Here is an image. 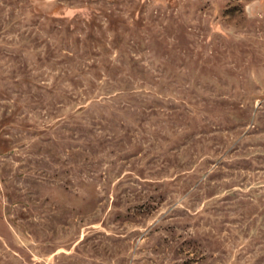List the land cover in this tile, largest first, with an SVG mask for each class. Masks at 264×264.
<instances>
[{"label": "rangeland", "instance_id": "1", "mask_svg": "<svg viewBox=\"0 0 264 264\" xmlns=\"http://www.w3.org/2000/svg\"><path fill=\"white\" fill-rule=\"evenodd\" d=\"M0 264H264V0H0Z\"/></svg>", "mask_w": 264, "mask_h": 264}]
</instances>
